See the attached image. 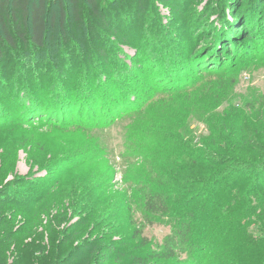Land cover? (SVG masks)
Returning <instances> with one entry per match:
<instances>
[{"label":"rangeland","instance_id":"1","mask_svg":"<svg viewBox=\"0 0 264 264\" xmlns=\"http://www.w3.org/2000/svg\"><path fill=\"white\" fill-rule=\"evenodd\" d=\"M51 1L47 49L0 65V264H262L249 205L188 197L216 163L264 162V0H126L118 34Z\"/></svg>","mask_w":264,"mask_h":264},{"label":"trees","instance_id":"2","mask_svg":"<svg viewBox=\"0 0 264 264\" xmlns=\"http://www.w3.org/2000/svg\"><path fill=\"white\" fill-rule=\"evenodd\" d=\"M73 14L81 18L82 10L86 7L91 13V17L102 30H108L110 33L118 34L120 31L116 29L113 24L119 21L122 16L123 19L128 15L123 13L122 8H119L121 2L126 0H68ZM118 7L114 8L113 4ZM51 0H0V65L4 66L10 56H17V62L21 63L22 67L32 65V61L38 58L44 50L47 49L48 44V25H47V10ZM140 9V8H139ZM142 9H140L141 11ZM93 24V23H92ZM91 24V25H92ZM90 25V26H91ZM244 24L243 26H245ZM241 26V28H243ZM251 27H246V40L248 42L262 38V33L258 37ZM90 33L94 29L88 28ZM91 29V30H90ZM233 40V37H232ZM230 38H223L221 48V59L228 63L229 54L236 49V44L231 42ZM230 41V42H229ZM103 57V53H100ZM208 63L214 64L217 62V57L209 58ZM213 66V65H212ZM0 69V74L1 73ZM69 104V103H68ZM33 113V112H32ZM31 113V115H32ZM217 159V158H216ZM212 163V162H211ZM212 164H215L213 162ZM217 166H222L219 172L214 173L207 180L200 181L198 191L192 193L188 200L198 199L205 211H209V217L214 216L223 220V213H228L231 204L236 203L240 199L241 204H247L252 208V214H258L261 220V229L264 231V162L262 161H233L225 160L216 163ZM237 177L244 178L249 182L248 186L241 187L242 179L237 180ZM226 192V193H225ZM225 196L227 199H225ZM189 202V201H188ZM191 203H187L189 208ZM196 214L200 225L203 227L206 246H212L218 242H224L226 232L217 229L211 233H207L206 223L207 217ZM250 210L246 212L245 216H250ZM254 216V215H253ZM192 227H189L191 230ZM187 234L183 233L182 229L178 230L174 236H170L165 241L163 256L166 259L174 258L178 250L188 244ZM262 264H264V235H262ZM217 250V249H216ZM222 262L221 260H219Z\"/></svg>","mask_w":264,"mask_h":264}]
</instances>
